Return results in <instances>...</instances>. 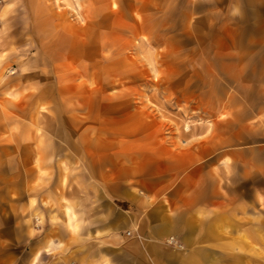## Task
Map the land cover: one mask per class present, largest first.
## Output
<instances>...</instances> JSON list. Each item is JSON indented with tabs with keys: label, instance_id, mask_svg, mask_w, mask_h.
Masks as SVG:
<instances>
[{
	"label": "rangeland",
	"instance_id": "obj_1",
	"mask_svg": "<svg viewBox=\"0 0 264 264\" xmlns=\"http://www.w3.org/2000/svg\"><path fill=\"white\" fill-rule=\"evenodd\" d=\"M7 3L0 2L2 263L25 264L30 230L43 226L39 216L25 224L26 156H169L200 143L209 156H232L264 144V1L229 29L215 19L189 25L184 2L160 18L93 16L88 0H47L41 16ZM61 82L79 91L81 107L70 112L53 97L51 123L35 102L39 93L55 96ZM87 121L95 143L83 135ZM65 240L51 239V257L33 263L70 264L57 257L70 250Z\"/></svg>",
	"mask_w": 264,
	"mask_h": 264
},
{
	"label": "crops",
	"instance_id": "obj_2",
	"mask_svg": "<svg viewBox=\"0 0 264 264\" xmlns=\"http://www.w3.org/2000/svg\"><path fill=\"white\" fill-rule=\"evenodd\" d=\"M6 1L37 16L47 10V0ZM114 1L88 0L89 14L160 18L184 2L180 14L189 25L215 19L229 29L264 0ZM68 86L58 83L55 96L39 93L36 112L52 123L53 97H62L70 112L81 107L79 91ZM88 121L83 135L95 143L96 127ZM216 150L223 154L222 147ZM208 151L200 143L169 156H26L25 224L39 216L43 226L34 236L30 230L25 264L50 258L44 249L51 239L70 241L69 252L57 254L70 264H264V144L234 148L232 156Z\"/></svg>",
	"mask_w": 264,
	"mask_h": 264
},
{
	"label": "bare ground",
	"instance_id": "obj_3",
	"mask_svg": "<svg viewBox=\"0 0 264 264\" xmlns=\"http://www.w3.org/2000/svg\"><path fill=\"white\" fill-rule=\"evenodd\" d=\"M70 208H68V213H70L69 211ZM72 216H70V222H71ZM71 224V223H70ZM71 226V225H70ZM34 264V263H33Z\"/></svg>",
	"mask_w": 264,
	"mask_h": 264
}]
</instances>
